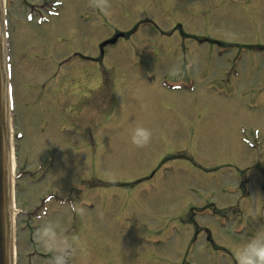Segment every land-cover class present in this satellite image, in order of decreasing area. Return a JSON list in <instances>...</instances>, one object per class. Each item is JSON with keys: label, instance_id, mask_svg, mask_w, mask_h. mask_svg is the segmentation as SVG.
<instances>
[{"label": "rangeland", "instance_id": "1", "mask_svg": "<svg viewBox=\"0 0 264 264\" xmlns=\"http://www.w3.org/2000/svg\"><path fill=\"white\" fill-rule=\"evenodd\" d=\"M52 1L63 2L60 15H36L31 24L15 18L7 29L13 120L22 134L13 155L17 207L55 197L39 224L82 221L93 236L92 264H240L239 251L264 236V0ZM83 11L85 34L70 43L89 56L112 30L141 24L109 49L114 67L98 77L88 63L64 84L60 99L85 96L81 113L52 102L55 110L50 103L35 110V85L56 69L48 52L54 28ZM177 25L194 41L180 39ZM65 45L55 42L56 63ZM190 46L197 56L184 66L181 51ZM137 127L151 132L146 144L132 142ZM75 188L86 194L83 207L68 195Z\"/></svg>", "mask_w": 264, "mask_h": 264}, {"label": "flooded vegetation", "instance_id": "2", "mask_svg": "<svg viewBox=\"0 0 264 264\" xmlns=\"http://www.w3.org/2000/svg\"><path fill=\"white\" fill-rule=\"evenodd\" d=\"M79 1L82 2V0ZM51 3L52 0H31V2H29V0H6L7 20L9 13H12L13 15L17 14V16L21 18L20 20L22 22H27L22 18V15L26 11L35 13L36 15L49 14L50 17L53 15H60L61 12L47 10V7H49ZM90 3L95 4L93 1ZM59 4L61 6L63 2ZM97 10L99 11V8H97ZM84 13L85 12L83 11L80 13L81 16L74 15L70 17V22L67 20L61 21L59 22L58 26L54 28L55 39L53 41L50 39L51 44L48 45V52L55 64V67L58 68V70L61 68L64 70L61 74H59V71L55 72L51 69V67H49L48 70L51 73L50 76H47V79L44 80L39 78L42 81H40L38 85H35L37 89H34L36 96L30 105L35 110L43 112L48 107L49 103L55 110V107L52 105L53 103L54 105L58 104L59 111L61 108L64 110L69 108V114L76 115L81 113V107L85 108V101L82 100L85 96H82L81 98L78 97V99L73 102L71 100L67 102L65 96L63 99H60V95H62L63 91L67 89L64 84L68 83L69 80L74 76L79 77L80 75L82 76V74H85L87 72L88 63L99 68V77L102 75L104 67H114V64H116L115 61H118L117 57L112 55V52L109 50L114 45L101 47L100 43H98L95 47L97 48V53L88 56V54L83 49L84 45L80 46L76 42L70 43L71 39H73L72 37L77 36L78 34L80 35L81 33L83 35L85 34L88 20L87 18L83 17ZM78 21H80V25H83L82 27H77ZM98 21L99 20L96 22ZM67 23H70L71 26H68ZM89 29L98 30L103 28L91 26ZM179 30L180 28H178V31ZM116 33L117 31L115 29L112 30L111 34L107 38H110ZM73 40L76 41V39ZM59 41L66 43L65 47H67L68 50L56 63L53 59L54 56H52V53L55 54L54 45L55 42ZM146 42L147 40H145L144 45H146ZM150 50L151 49L146 50L147 55H150ZM197 51L198 50L191 46L183 49L181 51L182 65H187L188 61L194 62L197 56ZM57 52H61L59 48L56 50V54ZM73 61L74 63H72ZM73 67H75V69L71 70ZM43 75L46 74L43 73ZM80 128H82L81 125ZM78 136L82 138L84 135L82 136L81 134H78ZM83 174H86V172L78 173L77 175L75 174L73 179L74 183H77L76 185H80L84 182L82 178L84 176ZM258 185L262 190H264V179L259 181ZM74 187L75 186H73V188ZM70 189L72 190V188ZM75 190V195H73L72 191L69 192L68 195L71 196L73 202L79 203L81 207L85 206L88 201L86 194H82V190L79 188H75ZM73 215L72 219L74 217ZM42 216L43 215L40 214V205L24 213L23 217L27 218V224L21 229L22 231L20 233V238L17 241V264H92L93 259L95 260L94 249L91 245L93 236L92 232L88 231V227L84 226L82 221L81 226H76L74 220H72L70 224H66L64 227L59 224L56 226L55 223L41 225L39 224V221ZM57 227H60L63 232H56L55 228ZM46 229H48V231ZM48 232H51L55 235V239H58L59 241H54L59 242L58 244H55L54 241L49 238L47 235ZM197 234L198 232H195L193 237L194 242L197 239ZM61 239H64V242H61ZM206 241L212 247H215L209 233H207ZM215 248L216 250L227 252L226 249H223L219 246Z\"/></svg>", "mask_w": 264, "mask_h": 264}, {"label": "water", "instance_id": "3", "mask_svg": "<svg viewBox=\"0 0 264 264\" xmlns=\"http://www.w3.org/2000/svg\"><path fill=\"white\" fill-rule=\"evenodd\" d=\"M1 9V6H0ZM0 10V264H13L9 220L11 185L9 181V123L6 108L4 48Z\"/></svg>", "mask_w": 264, "mask_h": 264}, {"label": "clouds", "instance_id": "4", "mask_svg": "<svg viewBox=\"0 0 264 264\" xmlns=\"http://www.w3.org/2000/svg\"><path fill=\"white\" fill-rule=\"evenodd\" d=\"M103 7V5H98ZM151 137V132L143 127H137L132 133V142L136 145L146 144ZM51 240H55V235L48 232ZM240 264H264V236H258L245 245L238 253Z\"/></svg>", "mask_w": 264, "mask_h": 264}, {"label": "bare ground", "instance_id": "5", "mask_svg": "<svg viewBox=\"0 0 264 264\" xmlns=\"http://www.w3.org/2000/svg\"><path fill=\"white\" fill-rule=\"evenodd\" d=\"M75 69V67H73L71 70H74ZM48 71V70H47ZM97 79H98V77H97ZM23 99L20 101L21 102V104H23ZM27 144H30V143H26V144H24V146H26ZM11 155H13V151H12V153H11ZM54 224L55 222H49L48 224Z\"/></svg>", "mask_w": 264, "mask_h": 264}]
</instances>
